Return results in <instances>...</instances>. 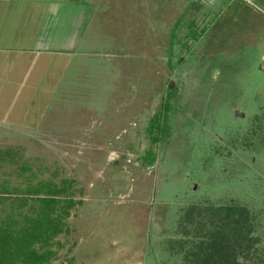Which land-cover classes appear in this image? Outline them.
Instances as JSON below:
<instances>
[{
    "label": "rangeland",
    "instance_id": "374dc122",
    "mask_svg": "<svg viewBox=\"0 0 264 264\" xmlns=\"http://www.w3.org/2000/svg\"><path fill=\"white\" fill-rule=\"evenodd\" d=\"M57 1L62 47L87 53L0 80V151L75 180L50 264H190L218 229L264 264V0ZM172 83L170 135L153 141Z\"/></svg>",
    "mask_w": 264,
    "mask_h": 264
},
{
    "label": "trees",
    "instance_id": "16d2710c",
    "mask_svg": "<svg viewBox=\"0 0 264 264\" xmlns=\"http://www.w3.org/2000/svg\"><path fill=\"white\" fill-rule=\"evenodd\" d=\"M170 89L162 109L149 123L148 133L153 141L170 135L169 116L178 87L172 83ZM149 154L155 156L153 152ZM4 162L21 164L16 168L18 182L12 184L8 178L0 182V264H50L64 245L59 237L72 231L69 218L80 203L73 197L75 180L63 178L59 182L44 178L28 159L20 161L13 149L0 151V164ZM40 172H44L42 168ZM232 209L230 206L224 215L232 216ZM235 209L240 214L244 211L237 206ZM241 221L235 220L237 238L242 236ZM218 231H211L198 249L191 252L190 264H242L238 253L244 249L236 252L230 249L233 247L230 235Z\"/></svg>",
    "mask_w": 264,
    "mask_h": 264
},
{
    "label": "crops",
    "instance_id": "0c3cea01",
    "mask_svg": "<svg viewBox=\"0 0 264 264\" xmlns=\"http://www.w3.org/2000/svg\"><path fill=\"white\" fill-rule=\"evenodd\" d=\"M60 11L57 0H0V80L3 84L9 79L28 78L31 65L37 64V57L45 53L74 56L87 53L64 50L65 42L55 32L59 31L55 16L58 20ZM73 34L70 39L74 40Z\"/></svg>",
    "mask_w": 264,
    "mask_h": 264
}]
</instances>
